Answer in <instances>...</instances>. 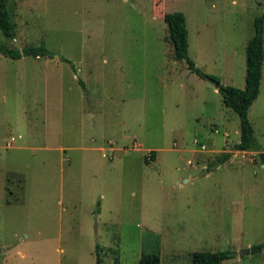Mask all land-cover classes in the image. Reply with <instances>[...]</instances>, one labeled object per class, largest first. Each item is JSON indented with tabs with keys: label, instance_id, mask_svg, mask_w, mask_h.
Instances as JSON below:
<instances>
[{
	"label": "rangeland",
	"instance_id": "rangeland-1",
	"mask_svg": "<svg viewBox=\"0 0 264 264\" xmlns=\"http://www.w3.org/2000/svg\"><path fill=\"white\" fill-rule=\"evenodd\" d=\"M8 8L16 37L0 28V43L54 57L0 52V264H98V251L103 264H140L146 252L194 264L193 252L220 250L233 253L222 264H264V248L252 250L264 243L260 152L236 149L238 113L176 58L164 19L183 11L197 67L245 88L264 0ZM249 118L264 151V67Z\"/></svg>",
	"mask_w": 264,
	"mask_h": 264
},
{
	"label": "trees",
	"instance_id": "trees-1",
	"mask_svg": "<svg viewBox=\"0 0 264 264\" xmlns=\"http://www.w3.org/2000/svg\"><path fill=\"white\" fill-rule=\"evenodd\" d=\"M9 0H0V28L9 38L16 37V24L14 23L11 11L8 8ZM164 19L169 27V39L175 48V56L179 60H187L190 69L201 74L202 76L214 81L220 80L210 74L203 72L197 67L195 61L189 55L187 16L183 11L166 12ZM254 35L249 39L247 44V73L245 88L235 87L233 85H223L219 87V91L223 96L224 102L231 106L240 117L241 140L236 144L237 150H255L260 152V159L264 168V151L255 136L254 126L249 118V110L258 98L261 90L264 67V13L255 18ZM0 52L4 55L19 59L23 56H45L54 57V53L50 52L44 46H26L23 49L8 47L0 43ZM66 61L68 59L64 58ZM83 83V82H82ZM155 156L156 151L152 150ZM232 156V152H224L221 154L217 163L221 164L228 161ZM100 246L98 245V248ZM264 248V243L252 247L254 252ZM1 252V249H0ZM233 253L227 250L220 251H195L192 253L194 264H222L224 260L231 258ZM98 264H103L101 254L97 253ZM140 264H162L160 254L155 252L143 253Z\"/></svg>",
	"mask_w": 264,
	"mask_h": 264
},
{
	"label": "water",
	"instance_id": "water-1",
	"mask_svg": "<svg viewBox=\"0 0 264 264\" xmlns=\"http://www.w3.org/2000/svg\"><path fill=\"white\" fill-rule=\"evenodd\" d=\"M215 83H216L217 87L219 88L221 83L219 81H215Z\"/></svg>",
	"mask_w": 264,
	"mask_h": 264
}]
</instances>
